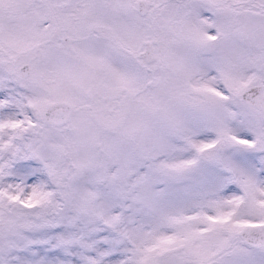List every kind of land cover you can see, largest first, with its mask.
<instances>
[{
    "label": "snow or ice",
    "instance_id": "6c2138e0",
    "mask_svg": "<svg viewBox=\"0 0 264 264\" xmlns=\"http://www.w3.org/2000/svg\"><path fill=\"white\" fill-rule=\"evenodd\" d=\"M0 264H264V0H0Z\"/></svg>",
    "mask_w": 264,
    "mask_h": 264
}]
</instances>
